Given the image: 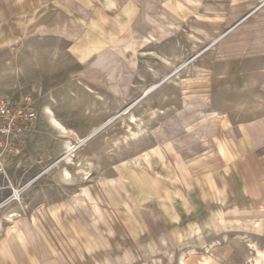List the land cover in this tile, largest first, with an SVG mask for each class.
I'll use <instances>...</instances> for the list:
<instances>
[{
  "label": "rangeland",
  "instance_id": "374dc122",
  "mask_svg": "<svg viewBox=\"0 0 264 264\" xmlns=\"http://www.w3.org/2000/svg\"><path fill=\"white\" fill-rule=\"evenodd\" d=\"M137 3L111 7L110 31L84 34L83 44L116 42V48L102 47L99 54L106 55L96 62L86 55L89 48L60 37L24 36L0 47V99L36 111L23 132L0 119V129H8L0 132L2 232L14 231L19 219L30 221L45 203L76 199L81 186L110 170L134 185L162 244L163 254L133 264H177L183 251L186 259L198 257L222 242V231L239 232L238 240H227L236 249L228 264H252L246 249L252 242L264 246L258 234L263 222L250 220L264 217V0ZM47 107L66 126L65 134L50 121ZM130 114L136 117L131 129L140 132L129 138ZM211 126L218 134L229 129L257 139L252 157L240 161L254 173L253 182L247 176L237 182L246 200H224L240 207L231 214L245 217L243 224L213 223L209 238L188 239L195 229L172 151L188 139L205 140ZM69 154L73 162L66 166ZM186 158L181 165L190 162ZM64 168L72 177L62 175ZM219 181L217 176L213 183ZM179 229L187 234L180 246L172 240Z\"/></svg>",
  "mask_w": 264,
  "mask_h": 264
},
{
  "label": "crops",
  "instance_id": "0c3cea01",
  "mask_svg": "<svg viewBox=\"0 0 264 264\" xmlns=\"http://www.w3.org/2000/svg\"><path fill=\"white\" fill-rule=\"evenodd\" d=\"M135 1L146 8L157 7L162 0H0V47L24 36L60 37L73 41L75 48H89L86 55L96 57L91 60L96 62L106 55L99 54L101 48H116V42L98 39L83 44L84 34L110 31L115 19L110 14L111 7L133 5ZM209 128L212 133L205 140L188 139L183 149L175 147L172 151V158L179 161L178 189L187 197L188 216L195 229L194 233H188V239L209 238L208 230L213 223L223 227L243 224L245 217L231 214L240 207L230 202L224 204V200H246L237 182L243 176L253 182L254 173L240 166V161L245 156L252 157L260 146L252 135L243 137L229 129L218 134L212 126ZM186 157L190 162L183 166L180 160ZM103 173L98 181L81 186L76 199L61 197L37 208L30 221L17 220L14 231L2 232L4 221H0V264H133L163 254L155 225L142 209L147 204L138 202L134 185L116 171ZM217 176L220 181L213 183ZM1 190L2 185L0 193ZM262 218L250 220L264 224ZM258 234L264 236V231ZM220 235L222 242L201 253L199 259L197 256L186 259L183 251L177 264H228L236 249L227 240H238L239 232L222 231ZM186 236L180 229L174 230V245L180 246ZM251 246L245 255L254 257L252 264H264V246H255L253 242Z\"/></svg>",
  "mask_w": 264,
  "mask_h": 264
},
{
  "label": "built area",
  "instance_id": "2783aa9c",
  "mask_svg": "<svg viewBox=\"0 0 264 264\" xmlns=\"http://www.w3.org/2000/svg\"><path fill=\"white\" fill-rule=\"evenodd\" d=\"M0 119L13 125V130L16 132L27 131L36 119V111L33 108L26 106L15 105L11 100L3 98L0 99ZM8 129L3 127L0 129L1 133L7 132ZM9 148L14 153L18 152V149L13 144H9Z\"/></svg>",
  "mask_w": 264,
  "mask_h": 264
},
{
  "label": "bare ground",
  "instance_id": "6f19581e",
  "mask_svg": "<svg viewBox=\"0 0 264 264\" xmlns=\"http://www.w3.org/2000/svg\"><path fill=\"white\" fill-rule=\"evenodd\" d=\"M46 112H47V114L49 115V119H50V121L54 124V126L56 127V128H58L59 129V131L60 132H62V133H66L67 132V130H66V128H65V126L64 125H62L56 118H55V116H54V114H53V112L50 110V108L49 107H47V110H46ZM128 122V125H127V127H128V131H127V133H128V137L130 138V136H139V132H140V129H139V131H135L134 129V131L131 129V124L133 123H135L136 122V117L133 115V114H130L129 115V121H127ZM141 122V121H140ZM135 126H137V128L140 126V124H138V123H136V125ZM145 126V125H144ZM133 128V127H132ZM135 128V127H134ZM141 136V135H140ZM128 138V139H129ZM136 138H139V137H136ZM73 148H72V146L70 145V144H67L66 145V151H71ZM66 161H65V165L67 166V164L69 163V164H71L73 161H72V159H71V157H70V154H69V156H66ZM64 174V176H66L67 178H70V177H72V176H70V173H69V171L66 169V168H64L63 169V172H62V175ZM11 216V215H10ZM27 235V234H26Z\"/></svg>",
  "mask_w": 264,
  "mask_h": 264
}]
</instances>
